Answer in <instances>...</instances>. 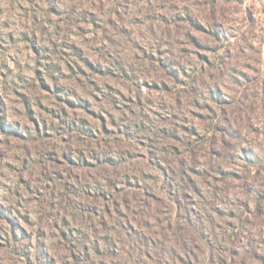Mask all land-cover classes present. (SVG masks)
<instances>
[{
  "label": "clouds",
  "instance_id": "9594fccd",
  "mask_svg": "<svg viewBox=\"0 0 264 264\" xmlns=\"http://www.w3.org/2000/svg\"><path fill=\"white\" fill-rule=\"evenodd\" d=\"M0 154V264H264V0H0Z\"/></svg>",
  "mask_w": 264,
  "mask_h": 264
},
{
  "label": "rangeland",
  "instance_id": "374dc122",
  "mask_svg": "<svg viewBox=\"0 0 264 264\" xmlns=\"http://www.w3.org/2000/svg\"><path fill=\"white\" fill-rule=\"evenodd\" d=\"M134 2V0H128L129 5H131ZM92 27H96V25H92ZM99 31V29H98ZM92 33L91 32H87L83 34L82 36H77L75 34H73L72 39L74 41H76V44L71 47V48H65L64 51L68 52L71 51L73 52L77 58L80 57L81 52L84 50V48L87 47V39L85 38H91L92 37ZM31 52L32 55H39L36 51V48H30V49H26L24 54H27L28 52ZM81 64L83 65V70L80 73V79H86L87 77L84 75L85 72L87 73H91L93 75V77L95 78V80L97 81H103L105 79V76L102 72H96L94 67L92 66V64L90 62H86L84 60H81ZM62 70H66L68 71L69 74H71V69H68L67 66H64V68L62 69L58 64H56L55 62L52 63L50 66H48L47 68H42L40 71H32L31 72V76L34 78L35 84L37 86V89L39 90V92L42 94V96L48 98H51V103L49 104L47 101H45V106L44 107H40L38 104L33 103L32 105V113L28 114L27 112L25 113L24 116V120L26 123H28L29 125H31L33 127V129H37V126L40 130H45V135L43 136L44 140H48L50 135H54V129L52 128H46V125L51 124L53 121L59 123L62 121V116L59 114L60 109L59 106H62V110L64 113L71 115L73 113L75 114H79V117L81 120H85L87 121L88 124H98V125H103V121H101L99 119V116L95 114V109H93L92 111H89L88 107H85L83 104L77 102L76 104H69L67 103L66 100L64 99H60L59 96L55 93V89H56V85L53 82V79L49 76V73H56ZM26 75L27 70H26ZM41 76L44 77V83H41ZM79 82L77 80L73 79H69L67 77H61V85L64 87H68L71 86L73 84H78ZM44 84H47L48 87H45ZM30 87V85H29ZM18 91L20 92H24L25 89H19ZM19 99L23 102V97H19ZM93 102V98L92 97H88V103L91 104ZM51 109V110H50ZM37 113H40L43 115L44 119H40L39 116L37 115ZM33 116H37L36 119H33ZM109 128L112 127L111 124L108 125ZM73 132H77L79 131L80 135H86V133H84L82 130L79 129H72ZM3 135H6L9 137L10 140H14V141H21L20 137L14 136L12 133H4ZM27 143L31 144V141H28ZM5 155L6 154H0V164H2L5 160ZM61 160H63V157L60 158ZM23 163V162H22ZM49 165L53 164L54 161L49 160L48 161ZM65 164H67L69 167H72V165L68 162V161H64ZM11 171V169H9ZM76 171L83 173L85 171V169H76ZM153 176L156 175V170L153 169L152 173ZM194 179L199 181L200 178L194 176ZM224 179H234L233 177H224ZM49 183H51L49 181ZM135 191V190H132ZM130 195H131V191H130ZM86 199L88 201H95L96 198L93 197L92 195H87ZM103 197H100L99 200L102 202L103 201ZM153 203H155V201H153ZM84 215H96V213H89L88 211L84 212ZM105 217H107L108 212L105 211L104 213Z\"/></svg>",
  "mask_w": 264,
  "mask_h": 264
}]
</instances>
